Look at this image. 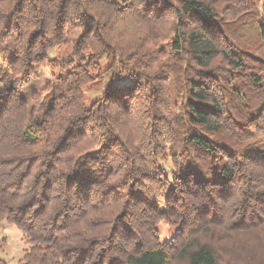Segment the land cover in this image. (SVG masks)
<instances>
[{
    "label": "trees",
    "instance_id": "obj_1",
    "mask_svg": "<svg viewBox=\"0 0 264 264\" xmlns=\"http://www.w3.org/2000/svg\"><path fill=\"white\" fill-rule=\"evenodd\" d=\"M259 1L0 0V222L30 243L18 264H264Z\"/></svg>",
    "mask_w": 264,
    "mask_h": 264
},
{
    "label": "rangeland",
    "instance_id": "obj_2",
    "mask_svg": "<svg viewBox=\"0 0 264 264\" xmlns=\"http://www.w3.org/2000/svg\"><path fill=\"white\" fill-rule=\"evenodd\" d=\"M263 3L264 0L259 1L260 7L262 6ZM54 52L55 50H52V53ZM50 79H51V71L49 67H46L40 72L35 83L38 88H41ZM105 84H106V80L104 79L88 85L87 88L88 97H95L96 95L100 94ZM162 163H164L167 167L172 168L171 159L168 160L163 159ZM160 226L162 231L161 233L162 238L164 239L170 238L173 232H175V230L177 229V227L171 225L167 219H164L161 222ZM0 237L6 238V241L2 249V255L6 258L9 264H18V262L22 259L25 253V248L30 245V243L27 241L24 231L21 228H19L15 223H11L7 219H3L0 222Z\"/></svg>",
    "mask_w": 264,
    "mask_h": 264
}]
</instances>
